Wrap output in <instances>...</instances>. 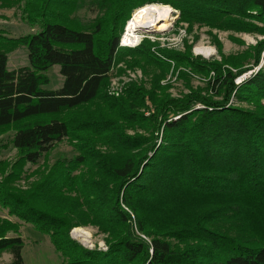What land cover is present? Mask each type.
Masks as SVG:
<instances>
[{
  "label": "trees",
  "instance_id": "1",
  "mask_svg": "<svg viewBox=\"0 0 264 264\" xmlns=\"http://www.w3.org/2000/svg\"><path fill=\"white\" fill-rule=\"evenodd\" d=\"M150 5L178 11L189 31L264 35L254 24L264 25V0H0L33 30L0 34V134L14 132L19 154L16 177L0 181V255L8 252L10 264H24L12 219L49 237L62 264H264V70L236 84L258 66L264 41L221 63L189 50L156 52L147 39L122 47L133 13ZM18 46L30 66L9 71ZM122 63L142 69L151 88L131 84L109 97ZM54 66L63 85L48 91ZM181 68L207 80L206 94L170 96L162 82ZM63 140L78 155L29 189L10 184ZM88 227L105 236L107 250L71 238Z\"/></svg>",
  "mask_w": 264,
  "mask_h": 264
},
{
  "label": "rangeland",
  "instance_id": "2",
  "mask_svg": "<svg viewBox=\"0 0 264 264\" xmlns=\"http://www.w3.org/2000/svg\"><path fill=\"white\" fill-rule=\"evenodd\" d=\"M139 10L133 13L130 21ZM173 11V21L169 29L159 32L156 31L157 33L155 34L139 32L137 33L139 36L137 45L133 47H123L128 49L135 48L140 45L144 39H147L154 46L156 45V47H154L156 52H158V49H166L178 54H185L189 50L192 59L201 58L206 62L221 63L223 58L227 59L239 56L248 50L255 48L259 43L264 41V35L256 32L223 31L207 27H202L200 29L194 27L193 30L189 31L188 25L178 23L180 13L174 9ZM87 14L89 18L92 17V14L84 13V15ZM128 23L125 27L122 39L126 33ZM254 24L258 27H264L261 23L255 22ZM31 33H33V30L21 19V13L18 10L10 8L0 9L1 35L12 39H18ZM197 49L205 51L209 50L211 55L206 57L197 53ZM126 60H130V58L127 57ZM28 66H30V64L27 49L22 46H18V48L16 47L9 54L8 70L15 71ZM262 70H264V51L261 54L258 66L248 73L238 77L236 79V84L238 86L242 85L246 80L254 77ZM181 71H183V73L188 72V79L181 76ZM47 76L50 83L44 88L45 90L56 91L62 87L63 77L60 74L59 66L52 67L47 72ZM150 79L149 76L147 77L144 74L142 69L135 67L128 69L126 64L122 63L114 67L111 72L110 83L105 93L109 97L118 98L124 95L125 91L131 84L144 83L147 88H151ZM206 82V79L190 73L189 70L181 68L178 69L176 73L171 71L162 82V85L169 88L167 92L172 98L182 99L184 96L191 94L192 91H203V94H206ZM235 103L236 101H234L232 97L230 105H235ZM240 107L246 109L250 108L247 104H241ZM196 108H201V106L197 105ZM146 115L149 114L146 113ZM13 136L14 132L12 130L0 134V181L5 178L16 177L18 174L17 170L14 169V165L19 160V154L12 145ZM76 155H78V152L73 143L69 140H63L58 143L50 154L43 158L37 165L28 164L23 172H19V180H12L10 181V184L18 189H29L35 182L40 180V178L46 176L57 162H68ZM8 175H10V177H7ZM0 217H7V212L2 210L1 207ZM12 221L19 224L20 229L18 234L24 241V264H62L63 259L60 257V254L55 251L49 237L37 232L31 225H26L16 219H12ZM70 235L72 239L77 241L85 249L107 250L105 236L96 228H76L71 231ZM10 260H12V257L8 252L0 255V264H9Z\"/></svg>",
  "mask_w": 264,
  "mask_h": 264
},
{
  "label": "bare ground",
  "instance_id": "3",
  "mask_svg": "<svg viewBox=\"0 0 264 264\" xmlns=\"http://www.w3.org/2000/svg\"><path fill=\"white\" fill-rule=\"evenodd\" d=\"M173 12V9L169 6L159 5L146 6L140 9L134 15L133 19L128 23L126 33L122 39V44L129 47L137 45L139 41V36L137 33L139 32H159L169 29L173 21ZM196 52L206 57L211 55L209 50L205 51L202 49H197Z\"/></svg>",
  "mask_w": 264,
  "mask_h": 264
},
{
  "label": "water",
  "instance_id": "4",
  "mask_svg": "<svg viewBox=\"0 0 264 264\" xmlns=\"http://www.w3.org/2000/svg\"><path fill=\"white\" fill-rule=\"evenodd\" d=\"M148 34H155V33H157V32H155V31H152V32H147Z\"/></svg>",
  "mask_w": 264,
  "mask_h": 264
},
{
  "label": "built area",
  "instance_id": "5",
  "mask_svg": "<svg viewBox=\"0 0 264 264\" xmlns=\"http://www.w3.org/2000/svg\"><path fill=\"white\" fill-rule=\"evenodd\" d=\"M121 46L123 47L124 45L122 44V41H121Z\"/></svg>",
  "mask_w": 264,
  "mask_h": 264
},
{
  "label": "crops",
  "instance_id": "6",
  "mask_svg": "<svg viewBox=\"0 0 264 264\" xmlns=\"http://www.w3.org/2000/svg\"><path fill=\"white\" fill-rule=\"evenodd\" d=\"M12 260H10L9 264L11 263Z\"/></svg>",
  "mask_w": 264,
  "mask_h": 264
}]
</instances>
